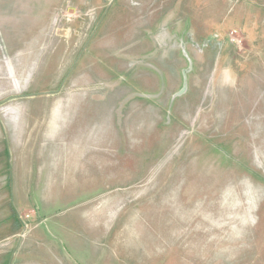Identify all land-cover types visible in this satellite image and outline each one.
I'll return each mask as SVG.
<instances>
[{"label":"rangeland","instance_id":"1","mask_svg":"<svg viewBox=\"0 0 264 264\" xmlns=\"http://www.w3.org/2000/svg\"><path fill=\"white\" fill-rule=\"evenodd\" d=\"M0 126V264H264V0H0Z\"/></svg>","mask_w":264,"mask_h":264},{"label":"flooded vegetation","instance_id":"2","mask_svg":"<svg viewBox=\"0 0 264 264\" xmlns=\"http://www.w3.org/2000/svg\"><path fill=\"white\" fill-rule=\"evenodd\" d=\"M180 46V52H181V55L186 59V61L188 62V66H187V68L184 70V72H185V77H186V79H187V72H188V70H189V68H190V58L188 57V54H187V51H186V47L184 46V44H182V43H180L179 44ZM192 63V62H191ZM183 72V73H184ZM182 81L184 82V75L182 74Z\"/></svg>","mask_w":264,"mask_h":264},{"label":"crops","instance_id":"3","mask_svg":"<svg viewBox=\"0 0 264 264\" xmlns=\"http://www.w3.org/2000/svg\"><path fill=\"white\" fill-rule=\"evenodd\" d=\"M0 138L2 139V129L0 126ZM2 161V163L0 164V181L2 182V176H3V162H4V148H3V144L0 141V162Z\"/></svg>","mask_w":264,"mask_h":264},{"label":"water","instance_id":"4","mask_svg":"<svg viewBox=\"0 0 264 264\" xmlns=\"http://www.w3.org/2000/svg\"><path fill=\"white\" fill-rule=\"evenodd\" d=\"M183 75H184V82H183V85H182L181 89H180L179 92L177 93V95L182 94V93L185 91V89H186V77H185V72L183 73Z\"/></svg>","mask_w":264,"mask_h":264}]
</instances>
